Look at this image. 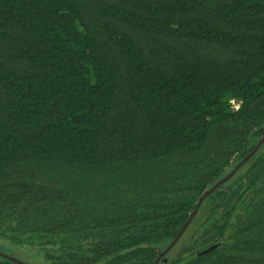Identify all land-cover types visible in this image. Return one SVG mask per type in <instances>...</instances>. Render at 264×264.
<instances>
[{"label": "trees", "instance_id": "16d2710c", "mask_svg": "<svg viewBox=\"0 0 264 264\" xmlns=\"http://www.w3.org/2000/svg\"><path fill=\"white\" fill-rule=\"evenodd\" d=\"M263 134L264 0H0V240L154 264ZM158 264H264V143Z\"/></svg>", "mask_w": 264, "mask_h": 264}, {"label": "water", "instance_id": "95a60500", "mask_svg": "<svg viewBox=\"0 0 264 264\" xmlns=\"http://www.w3.org/2000/svg\"><path fill=\"white\" fill-rule=\"evenodd\" d=\"M264 143V134L262 137H260L255 145V147L252 149V151H250L243 159H241L236 165L235 167L228 173L226 174L222 179H220L218 182H216L212 187H210L209 189L205 190L204 193L199 197L197 204L194 208V210L191 212L188 220L186 221L185 225L182 227V229L178 232V234L174 237V239L168 244V246L158 255V257L155 259L154 264H158L159 260L161 259V257L166 254L176 243L177 241L180 239V237L183 235V233L185 232L186 228L188 227V225L190 224V222L192 221L193 217L196 215L201 203L204 201V199L211 194L214 190H216L218 187H220L225 181H227L228 179H230L237 171L238 169L245 164L259 149V147ZM0 255L5 256L7 258L13 259L15 261H19L22 262L24 264H29L26 262H23L19 259H17L16 257L0 252Z\"/></svg>", "mask_w": 264, "mask_h": 264}, {"label": "rangeland", "instance_id": "374dc122", "mask_svg": "<svg viewBox=\"0 0 264 264\" xmlns=\"http://www.w3.org/2000/svg\"><path fill=\"white\" fill-rule=\"evenodd\" d=\"M0 249L30 264H48L41 253H37L36 250L28 245H19L6 240H0Z\"/></svg>", "mask_w": 264, "mask_h": 264}]
</instances>
